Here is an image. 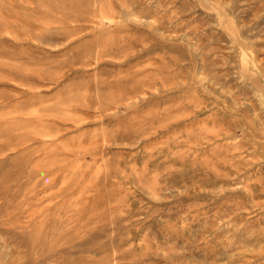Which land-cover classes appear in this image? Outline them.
<instances>
[{"label": "rangeland", "instance_id": "1", "mask_svg": "<svg viewBox=\"0 0 264 264\" xmlns=\"http://www.w3.org/2000/svg\"><path fill=\"white\" fill-rule=\"evenodd\" d=\"M0 264H264V0H0Z\"/></svg>", "mask_w": 264, "mask_h": 264}]
</instances>
